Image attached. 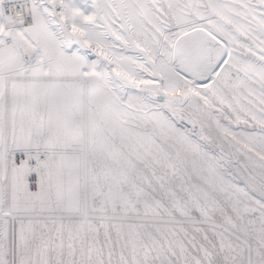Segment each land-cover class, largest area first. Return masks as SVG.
Listing matches in <instances>:
<instances>
[{
    "label": "snow or ice",
    "instance_id": "obj_1",
    "mask_svg": "<svg viewBox=\"0 0 264 264\" xmlns=\"http://www.w3.org/2000/svg\"><path fill=\"white\" fill-rule=\"evenodd\" d=\"M0 264H264V0H0Z\"/></svg>",
    "mask_w": 264,
    "mask_h": 264
}]
</instances>
